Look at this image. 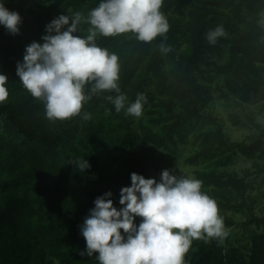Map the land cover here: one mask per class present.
<instances>
[{
  "label": "trees",
  "instance_id": "16d2710c",
  "mask_svg": "<svg viewBox=\"0 0 264 264\" xmlns=\"http://www.w3.org/2000/svg\"><path fill=\"white\" fill-rule=\"evenodd\" d=\"M34 1L25 8L24 0H5L22 15L18 33L0 24V71L9 76L10 91L0 103V264H100L96 254H80L87 246L80 225L95 198L111 190L120 206V189L131 184L133 171L159 179L190 127L212 119L207 108L217 76L224 80V98L249 101L264 90V25L259 24L264 0H164L171 25L167 43L173 45L166 55L157 47L162 37L152 42L129 33L98 37L120 53L121 87L129 99L145 92L148 100L142 115L134 116L117 112L108 93L93 95L84 105L92 113L87 120L48 119L43 103L22 85L17 62L27 44L42 41L54 17L69 10L87 15L99 0ZM218 23L228 35L211 45L204 34ZM231 121L244 125L238 114ZM194 142L199 144L187 163L211 159L227 166L237 154L263 153L264 129L250 141H233L217 124L195 133ZM80 157L90 167L80 169ZM195 175L217 199L225 220L232 223L226 210L247 207L248 222L262 230L251 236L248 259L225 251L227 237L195 239L186 253L188 264H264V214H255L245 177L226 169L196 168Z\"/></svg>",
  "mask_w": 264,
  "mask_h": 264
},
{
  "label": "clouds",
  "instance_id": "9594fccd",
  "mask_svg": "<svg viewBox=\"0 0 264 264\" xmlns=\"http://www.w3.org/2000/svg\"><path fill=\"white\" fill-rule=\"evenodd\" d=\"M163 5L164 0H99L87 15L80 10L60 13L46 25L42 41L27 44L17 62L22 85L43 103L44 115L51 120L77 115L90 119L92 113L84 105L102 93H108L117 112L142 115L146 93L129 99L121 87L120 53L100 44L98 37L129 33L144 42L162 37L157 47L166 55L173 45L167 43L171 25ZM22 19L18 10L0 0V24L9 32L18 33ZM81 31L84 35L77 34ZM204 35L215 45L228 32L218 23ZM8 79L0 71V103L10 95ZM77 162L80 169L90 167L84 157ZM202 183L169 168L159 179L133 171L131 184L120 189V206L111 190L95 198L80 225L87 245L80 254H96L100 264H188L186 253L193 240L223 241L229 235L217 199L202 189ZM137 217L142 218L139 223Z\"/></svg>",
  "mask_w": 264,
  "mask_h": 264
},
{
  "label": "rangeland",
  "instance_id": "374dc122",
  "mask_svg": "<svg viewBox=\"0 0 264 264\" xmlns=\"http://www.w3.org/2000/svg\"><path fill=\"white\" fill-rule=\"evenodd\" d=\"M34 0H24L23 7L27 8L34 4ZM264 11L260 14L259 24L264 25ZM225 53V52H224ZM227 53L220 60H225ZM222 76H217L211 83L213 99L210 102L207 111L212 114V119L190 127V132L185 143L178 145L176 154L169 155L167 160L168 168L177 174L195 175V169H217L237 172L244 176L249 183L247 193L255 198L254 212L257 215L264 214V152L258 153L254 158H249L243 154H237L227 166H217L213 160L200 161L192 165L186 162V157L198 146L194 142L195 133L200 130L216 128L221 124L227 136L233 141H250L256 138L262 129H264V90L259 94L251 97L249 101H243L238 97L232 96L224 98L220 92L224 88ZM226 90V88H224ZM238 114L244 125H234L231 121L233 115ZM227 217L232 223L225 220L226 227L229 230L227 239L224 240L226 252H235L244 255L248 259L249 247L251 245V236L254 231H261L255 224L248 222L250 219V210L247 207L229 209L225 211ZM141 217H137L140 221ZM57 262V261H56Z\"/></svg>",
  "mask_w": 264,
  "mask_h": 264
}]
</instances>
